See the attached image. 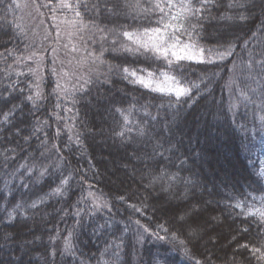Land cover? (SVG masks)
I'll use <instances>...</instances> for the list:
<instances>
[{"label": "trees", "instance_id": "obj_1", "mask_svg": "<svg viewBox=\"0 0 264 264\" xmlns=\"http://www.w3.org/2000/svg\"><path fill=\"white\" fill-rule=\"evenodd\" d=\"M66 1L97 64L61 101L0 0V264H264V0ZM166 24L202 59L125 50Z\"/></svg>", "mask_w": 264, "mask_h": 264}, {"label": "rangeland", "instance_id": "obj_2", "mask_svg": "<svg viewBox=\"0 0 264 264\" xmlns=\"http://www.w3.org/2000/svg\"><path fill=\"white\" fill-rule=\"evenodd\" d=\"M20 20L21 29L29 41V60L36 72L37 84L41 82L43 69L48 66L55 75L56 93L65 101L80 89L96 69L97 61L86 47V26L66 0H13ZM184 45V44H181ZM178 55H191L202 59L195 48L176 50ZM163 81V79H155ZM233 84L235 80H232ZM165 86H171L168 82ZM93 203L103 205L102 199L91 195Z\"/></svg>", "mask_w": 264, "mask_h": 264}, {"label": "snow or ice", "instance_id": "obj_3", "mask_svg": "<svg viewBox=\"0 0 264 264\" xmlns=\"http://www.w3.org/2000/svg\"><path fill=\"white\" fill-rule=\"evenodd\" d=\"M208 0H203L202 7L207 4ZM64 7H71L69 4H64ZM169 7H174L171 3L168 5ZM159 8V5H157ZM184 14L193 17L197 12L201 11V8H195L190 0L188 4L181 5ZM160 11L163 12L164 9L160 8ZM79 15V12L76 13ZM173 19H177V17H173ZM168 28H173L174 31L171 35H169L166 31ZM185 31L183 29V26L175 27L172 24H166L164 26V29L157 27L154 29H145L144 33L136 34V33H130V32H124L123 35L130 41H132L133 45L135 47H129L125 50L130 53H141L143 52H153L155 54H158L159 56H162L169 65L172 64V61L169 59V56L175 57L177 61L184 60V59H193V56L191 55H178L177 49H180L181 51H187L189 49V45L184 44L181 45V36L178 33H181ZM143 36H147L148 39H143ZM203 50H201L202 54ZM227 50L225 52L217 53V55L220 56L221 59L224 58L225 55H227ZM125 73H128L130 76H137L136 71H129V69H124ZM153 73L148 72L147 78L139 77L137 76V82H139L141 85H143L146 88H152L154 91H158L161 93H168L173 94L177 97L179 100L180 97L186 96L189 94V89L184 88L181 86V84L176 80L175 77H169L167 73H161V75L165 76V80L163 81H156L153 79ZM168 82H171V86H165L168 84ZM29 99H32V97H29ZM11 112V109L9 110ZM33 207L36 205L33 204ZM9 215H12L11 213Z\"/></svg>", "mask_w": 264, "mask_h": 264}, {"label": "bare ground", "instance_id": "obj_4", "mask_svg": "<svg viewBox=\"0 0 264 264\" xmlns=\"http://www.w3.org/2000/svg\"><path fill=\"white\" fill-rule=\"evenodd\" d=\"M16 13L18 14V12H17V10H16ZM17 17H18V20H19V22H20V24H22V21L20 20V17H19V15H17ZM45 69H47V70H49V68H48V66H45V68L43 69V72H44V70ZM50 71V70H49ZM34 72V71H33ZM51 72V71H50ZM34 73H36V72H34ZM52 73V72H51ZM36 75V74H35ZM52 75L55 77V75L52 73Z\"/></svg>", "mask_w": 264, "mask_h": 264}]
</instances>
